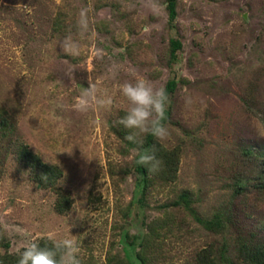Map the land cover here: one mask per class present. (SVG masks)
Returning a JSON list of instances; mask_svg holds the SVG:
<instances>
[{
    "label": "rangeland",
    "instance_id": "1",
    "mask_svg": "<svg viewBox=\"0 0 264 264\" xmlns=\"http://www.w3.org/2000/svg\"><path fill=\"white\" fill-rule=\"evenodd\" d=\"M81 9L88 32L67 56L59 41L77 35ZM171 39L181 43L174 59ZM133 73L176 83L160 142L179 146L177 176L144 192L137 149L115 123ZM89 77L110 109L72 108ZM0 116L10 123L0 133L1 252L55 232L76 236L81 264H196L209 247L245 264L238 241L264 236V0H176L173 20L167 0H0ZM23 146L60 171L52 186L18 159ZM184 191L197 216L221 211L225 226L206 229L176 203Z\"/></svg>",
    "mask_w": 264,
    "mask_h": 264
},
{
    "label": "clouds",
    "instance_id": "2",
    "mask_svg": "<svg viewBox=\"0 0 264 264\" xmlns=\"http://www.w3.org/2000/svg\"><path fill=\"white\" fill-rule=\"evenodd\" d=\"M89 19L87 9H81L76 21L77 35H68L59 41L62 51L67 56L76 57L81 51V40L87 34ZM147 31V29H145ZM102 58V51L94 52ZM133 79L122 83L118 92L124 102V115L115 123L127 130L125 139L138 146L143 145V137L152 136L157 141H164L169 131L164 124L165 111L170 104L169 94L165 87H155L147 79L132 74ZM88 88H85L72 104V108L80 113H86L94 106L110 109L113 99L107 92L98 95L96 85L89 77ZM71 154V150L68 151ZM134 163L142 166L150 173L161 170L162 161L156 156L153 148L140 147L135 153ZM70 233V230H68ZM45 244L36 239L28 243L17 252V264H81L79 254L81 246L76 236H58L49 232L45 237Z\"/></svg>",
    "mask_w": 264,
    "mask_h": 264
},
{
    "label": "trees",
    "instance_id": "3",
    "mask_svg": "<svg viewBox=\"0 0 264 264\" xmlns=\"http://www.w3.org/2000/svg\"><path fill=\"white\" fill-rule=\"evenodd\" d=\"M167 9L169 14V20H173L176 16V0H167ZM60 18L57 19L55 23V29H60L63 23ZM171 49H170V57L175 58L176 51L180 47L181 43L177 39H171ZM175 80H169L165 88L170 95L172 91L175 89ZM170 120V110L166 108L164 124ZM7 130H10V123L7 118L0 116V133L6 134ZM131 147H134L138 150V148H153L155 149L156 156L162 161L161 170L156 173H150L146 168L142 166H138L134 163L137 174L139 175V182L143 185L142 191H146L150 184L154 180L159 181H174L177 176L180 151L179 146H175L172 148L166 147L160 141L155 140L154 137L148 135L143 137V145L138 146L129 142ZM18 159L30 168V170L34 173L36 181L46 187L52 186L55 179L60 175V171L52 166L46 165L42 162L38 155L31 152L26 146H23L19 151ZM245 153L252 154L250 148L244 149ZM255 153H253L254 155ZM257 158L260 159L261 171L259 173V183L258 187L264 189V152L256 153ZM238 184H240L239 179L237 180ZM242 186V185H241ZM241 186H239L241 188ZM67 203V197L61 196V200L57 203V210L62 211ZM178 205H184L187 209H189L194 215L195 219L201 223L208 230H218L225 226L224 220L226 219L221 211L216 212L211 219H202L197 216L194 210L191 208V199L189 193L184 191L180 194ZM40 243L43 245L47 243L45 239H40ZM9 243L4 241V237L0 234V249L1 247L7 248ZM238 255L244 261L245 264H264V236L260 239H243L242 241H238ZM220 258L216 257L213 254V249L203 248L198 252L196 257V264H225L222 262L224 260V252L221 251ZM17 252H9V251H0V264H17Z\"/></svg>",
    "mask_w": 264,
    "mask_h": 264
}]
</instances>
